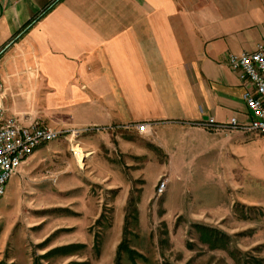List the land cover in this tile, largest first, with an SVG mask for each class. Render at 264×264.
<instances>
[{"label":"crops","instance_id":"crops-1","mask_svg":"<svg viewBox=\"0 0 264 264\" xmlns=\"http://www.w3.org/2000/svg\"><path fill=\"white\" fill-rule=\"evenodd\" d=\"M260 45L264 0H0L2 105L24 125L102 129L94 143L91 131L80 137L87 168L113 154L189 166L243 139L201 123H251L229 56ZM61 138L29 158L39 156L34 168L64 148L78 168Z\"/></svg>","mask_w":264,"mask_h":264},{"label":"rangeland","instance_id":"rangeland-1","mask_svg":"<svg viewBox=\"0 0 264 264\" xmlns=\"http://www.w3.org/2000/svg\"><path fill=\"white\" fill-rule=\"evenodd\" d=\"M86 130L88 142L104 136ZM242 135L234 149L189 166L126 165L113 154L77 168L64 148L37 169L32 157L0 200V264H116L119 255L121 264H255L264 259V135ZM161 178L168 186L159 197ZM196 224L219 231L215 247ZM124 239L135 254L119 253ZM73 244L84 247L40 260Z\"/></svg>","mask_w":264,"mask_h":264},{"label":"built area","instance_id":"built-area-1","mask_svg":"<svg viewBox=\"0 0 264 264\" xmlns=\"http://www.w3.org/2000/svg\"><path fill=\"white\" fill-rule=\"evenodd\" d=\"M229 65L246 88L243 97L253 119L251 123L242 125L236 119L228 124H218L211 118L202 122L201 126L225 133L264 135V45L258 46L253 52L230 55ZM4 95V83L0 74V200L7 191L10 179L19 174L22 166L41 147L65 136L73 155L78 159L79 155L84 157L77 139L87 131L80 129L61 131L37 122L24 125L20 119L7 115L2 105ZM135 126L139 134L149 133L148 123H139ZM167 186V180L161 178L157 185V196H162Z\"/></svg>","mask_w":264,"mask_h":264},{"label":"trees","instance_id":"trees-1","mask_svg":"<svg viewBox=\"0 0 264 264\" xmlns=\"http://www.w3.org/2000/svg\"><path fill=\"white\" fill-rule=\"evenodd\" d=\"M243 208H245V207H243ZM104 216H105V214H103L101 216V218L99 220V223L103 221ZM245 217L246 216L242 215L241 218L245 219ZM194 228H196L199 231L200 239L204 243H209L212 247H215V243H216L217 238H218L217 236L220 234L219 231H217L216 229L207 227V226L199 225V224H196ZM48 242H49V239H47L43 243L44 244L43 246H46ZM83 247H84V245L73 244V245H69V246L55 248V249L51 250L50 252H48L47 254L41 256L40 260L47 259V258H49V257H51V256H53L55 254L71 255V254H73L76 251V249L83 248ZM96 248H97V251H98V245H97ZM123 249L128 251V253H130L131 255L135 254L134 251L128 247L126 239H124V241L120 244L119 253H121V251ZM120 259L121 258H120V255H119L116 264H121ZM36 264H38V262ZM39 264H41V263H39ZM70 264H87V263L72 262ZM255 264H264V259H258Z\"/></svg>","mask_w":264,"mask_h":264},{"label":"bare ground","instance_id":"bare-ground-1","mask_svg":"<svg viewBox=\"0 0 264 264\" xmlns=\"http://www.w3.org/2000/svg\"><path fill=\"white\" fill-rule=\"evenodd\" d=\"M79 162H80V164L83 166L84 165V163H83V157H79Z\"/></svg>","mask_w":264,"mask_h":264}]
</instances>
